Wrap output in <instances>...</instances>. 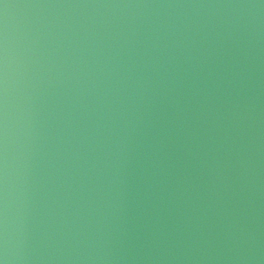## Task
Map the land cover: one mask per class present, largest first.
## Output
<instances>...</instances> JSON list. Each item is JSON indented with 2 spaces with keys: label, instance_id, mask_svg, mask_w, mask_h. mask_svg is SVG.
I'll return each instance as SVG.
<instances>
[{
  "label": "clouds",
  "instance_id": "1",
  "mask_svg": "<svg viewBox=\"0 0 264 264\" xmlns=\"http://www.w3.org/2000/svg\"><path fill=\"white\" fill-rule=\"evenodd\" d=\"M27 7L98 11L0 27V264H264V0Z\"/></svg>",
  "mask_w": 264,
  "mask_h": 264
},
{
  "label": "water",
  "instance_id": "2",
  "mask_svg": "<svg viewBox=\"0 0 264 264\" xmlns=\"http://www.w3.org/2000/svg\"><path fill=\"white\" fill-rule=\"evenodd\" d=\"M247 2V0H2L0 2V27H2L7 16L8 28L10 35H18L25 21L28 20H63L66 16H74L79 13L86 15L98 10L95 9H67L54 7H27L29 5H58V4H80V3H236ZM4 4L9 5L7 9ZM112 11V10H99ZM127 11V10H124ZM153 11V10H145ZM161 12L173 11H191L188 9H161ZM207 12L209 10H200ZM222 11V10H215ZM261 55L264 57V46L261 49ZM262 207H264V197L261 198Z\"/></svg>",
  "mask_w": 264,
  "mask_h": 264
}]
</instances>
